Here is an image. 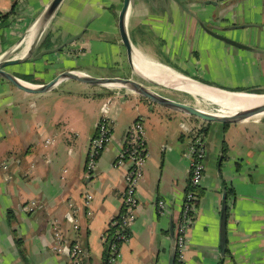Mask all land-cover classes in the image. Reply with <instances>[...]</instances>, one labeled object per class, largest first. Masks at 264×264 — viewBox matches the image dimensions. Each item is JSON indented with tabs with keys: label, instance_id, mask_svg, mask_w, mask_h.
<instances>
[{
	"label": "crops",
	"instance_id": "0c3cea01",
	"mask_svg": "<svg viewBox=\"0 0 264 264\" xmlns=\"http://www.w3.org/2000/svg\"><path fill=\"white\" fill-rule=\"evenodd\" d=\"M52 1L0 0V60L24 58L33 47L27 61L6 67L9 72L31 76L28 82L36 85L67 70L123 76L129 64L132 71L119 25L124 0H63L48 13ZM124 24L132 59L156 61L225 89L264 92V0H130ZM201 24L247 48L210 35ZM111 91L65 79L45 92L28 93L0 77V264H70L53 250L55 225L83 247V264H106L109 243L103 236L121 210L130 166L128 159L118 162V155L138 118L148 155L136 219L115 264L169 263L189 176L190 140L182 123L203 128L205 153L184 259L178 264H264V114L207 122L131 90ZM177 92L184 96L164 95L201 108L200 96ZM107 99L113 137L87 174L91 138ZM87 191L93 194L89 205ZM160 200L166 202L164 211ZM32 202L35 209L28 211ZM69 203L76 209L77 226L66 218Z\"/></svg>",
	"mask_w": 264,
	"mask_h": 264
},
{
	"label": "built area",
	"instance_id": "2783aa9c",
	"mask_svg": "<svg viewBox=\"0 0 264 264\" xmlns=\"http://www.w3.org/2000/svg\"><path fill=\"white\" fill-rule=\"evenodd\" d=\"M110 103L111 99H107L101 105V115L97 123L96 132L91 138L87 155L85 165L87 174H91L95 170L99 156L113 137ZM182 126L189 135L190 145L188 189L184 192L182 209L175 230L176 258L178 257L179 263L183 262L184 259L187 230L190 225L192 213L195 210L196 190L200 186L204 176L202 159L205 153L203 128L195 124L187 126L182 123ZM46 142L50 144L53 140L47 139ZM147 155L145 127L143 119L138 118L129 127L126 143L118 155V162L128 159L130 166L125 176V189L122 193L121 210L109 225V229L116 227V236L113 240H110L109 231L103 236L104 240L109 243V264L116 263L120 255L121 245L129 240L130 226L136 219L139 207L138 185L143 177V167ZM84 199L86 204L89 205L93 200V194L88 191L85 192ZM158 205L161 211L166 209V202L164 200H160ZM35 206L36 203L32 202L28 205L27 210L33 211ZM69 208L70 210L67 211L66 218L77 226L78 219L73 203H69ZM53 233L55 242L53 244V250L65 254L69 258L70 264H83L85 253L80 243L71 241L57 225H55Z\"/></svg>",
	"mask_w": 264,
	"mask_h": 264
},
{
	"label": "water",
	"instance_id": "95a60500",
	"mask_svg": "<svg viewBox=\"0 0 264 264\" xmlns=\"http://www.w3.org/2000/svg\"><path fill=\"white\" fill-rule=\"evenodd\" d=\"M63 0H53L52 3L49 5V9H48V13H52L56 10V8L59 6V4L62 2ZM214 2V1H212ZM130 4V0H124V4L121 10V13L119 15V25H120V32H121V37L123 40V43L128 51V55H129V62L131 64L132 67V71L133 73L141 78L142 80H138L134 77H125V76H120V75H111V76H95V75H91L88 73H85L83 71H79V70H67V71H62L60 73H58L56 76H54L51 80L45 82V83H41V84H32L14 74H12L11 72H9L6 67L10 66V65H14V64H20L23 63L25 61H27V59L32 56L33 54V47L29 50L28 54L26 57L24 58H13V59H1L0 60V77L5 78L7 81H9L10 83H12L15 87H17L20 90H23L25 92L28 93H41V92H45L47 90H50L52 88H54L58 83H60L61 81L65 80V79H73L76 80L78 82L87 84V85H99V86H104L106 88H111L110 86L106 85V84H116V86L114 87H122L124 89L127 90H131L141 96H143L146 99H149L150 101L157 103L159 105L168 107L172 110L175 111H179V112H183L185 114L191 115L193 117H196L198 119L207 121V122H212V121H218V122H223V123H229V122H237V121H241L247 118H251L257 115H262L264 114V102H261L257 105H254L252 107H249L247 109H242L240 111H237L233 114H221L218 112H211V111H207L204 110L202 108L199 107H195L193 105H190L186 102L183 101H179V100H175L173 98H170L168 96H165L164 94H162L161 92L152 89L151 87H149L147 84H145L144 82H149V83H154L156 85H160V86H164V87H168L162 84H159L157 82H153V81H149L147 79H145L144 77H142L141 75H139L136 72V69L134 67V61L132 59V52H133V45L131 43V40L127 34V31L125 29V24H124V19H125V14L127 12V9L129 7ZM203 29L208 32L210 35H213L214 37L223 40L227 43L236 45L238 47H245L247 48L246 45L233 40L219 32H216L212 29L207 28L206 26H204L203 24H201ZM79 38V36H75L72 37L70 39H68L64 45H67L75 40H77ZM64 45H60L59 47L56 48H51V49H46L43 51H40L39 53H37L33 58L39 59L41 57H43L44 55L56 52L60 49H62V46ZM150 62H156V61H150ZM184 75V74H182ZM186 76V75H184ZM189 77V76H187ZM190 79L197 81L203 85H207L209 87H215L216 89H222L228 92H243V93H249V94H256V95H264V92H250V91H245V90H230V89H225L222 87H218L209 83H205L202 81H199L197 79H194L192 77H189ZM144 81V82H143ZM24 83H29L31 86H27L24 85ZM171 88L173 90H177V91H182L176 88H172V87H168ZM184 93L187 94H191L185 91H182ZM198 96V95H197ZM226 201H225V193L223 192V197H222V202H221V207H220V225H219V234H220V239H219V247H220V256H224V250L226 248ZM172 232H174V230L172 229ZM173 247L171 250V254L169 257V263L168 264H175L176 262V247H175V235H173Z\"/></svg>",
	"mask_w": 264,
	"mask_h": 264
},
{
	"label": "bare ground",
	"instance_id": "6f19581e",
	"mask_svg": "<svg viewBox=\"0 0 264 264\" xmlns=\"http://www.w3.org/2000/svg\"><path fill=\"white\" fill-rule=\"evenodd\" d=\"M133 61L136 72L145 79L191 93L192 95H198L203 100L218 105L220 108L219 113L221 114H233L264 102V95L243 92L232 93L216 89L194 81L160 63L146 61L136 56ZM23 84L31 86L29 83L23 82ZM106 85L110 87L116 86L113 83Z\"/></svg>",
	"mask_w": 264,
	"mask_h": 264
},
{
	"label": "rangeland",
	"instance_id": "374dc122",
	"mask_svg": "<svg viewBox=\"0 0 264 264\" xmlns=\"http://www.w3.org/2000/svg\"><path fill=\"white\" fill-rule=\"evenodd\" d=\"M112 64V63H111ZM117 64L118 63H113V65L114 66H117ZM121 67V66H120ZM126 67V68H125ZM125 67H123V71L120 69V70H118V69H115V71L116 72H120L121 73V71H122V73L121 74H124V72H126V75H125V77H134V78H136V79H138V80H142L141 78H139V77H137L135 74H133V71H131V68L129 67V64H128V66H125ZM124 76V75H123ZM202 78H204L206 81H208V82H210V81H212L213 80V77H211V76H203ZM144 82V81H143ZM145 84H147L149 87H151L152 89H154V90H157V91H159V92H161V93H163V94H165V95H169V96H173V97H181V96H184L181 92H177V90H173V89H171V88H168V87H164V86H160V85H156V84H154V83H147V82H144ZM240 84V83H239ZM90 87H92L93 89L95 88V89H102V90H104V89H106V87H104V86H99V85H89ZM117 88H121V89H124V88H122V87H111V88H108V89H117ZM143 97V96H142ZM200 98H198L197 97V100L199 101L198 102V104H201L200 105V107L202 108V109H204V110H207V111H211V112H218V111H220V108H219V106L218 105H216V104H213V103H210V102H208V101H205V100H199ZM191 100H193V102L196 100V99H192L191 98ZM203 106V107H202ZM31 204V203H30ZM28 206V205H27Z\"/></svg>",
	"mask_w": 264,
	"mask_h": 264
},
{
	"label": "trees",
	"instance_id": "16d2710c",
	"mask_svg": "<svg viewBox=\"0 0 264 264\" xmlns=\"http://www.w3.org/2000/svg\"><path fill=\"white\" fill-rule=\"evenodd\" d=\"M125 76V75H124ZM20 78L26 80V81H31L32 80V77L31 76H27V75H23V76H19ZM4 79V78H3ZM106 90H108L109 92H112L111 89H108L106 88ZM246 91H250V90H246ZM250 92H262V91H259V90H256V91H250ZM144 98V97H143ZM187 189H188V186H187ZM186 189V190H187ZM199 195V193H198ZM116 233H117V230H116V227H111L109 229V236H110V240H113L114 237L116 236ZM109 245V244H108ZM109 247H108V250L106 252V256H105V260H106V264H109L108 260H109V255H110V252H109ZM178 258V257H177ZM176 258V262L175 264H178V259Z\"/></svg>",
	"mask_w": 264,
	"mask_h": 264
}]
</instances>
